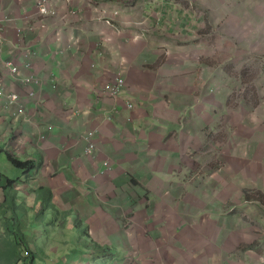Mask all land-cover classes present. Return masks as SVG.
Returning <instances> with one entry per match:
<instances>
[{
	"label": "crops",
	"instance_id": "crops-1",
	"mask_svg": "<svg viewBox=\"0 0 264 264\" xmlns=\"http://www.w3.org/2000/svg\"><path fill=\"white\" fill-rule=\"evenodd\" d=\"M37 1L0 0V225L25 240L26 261L264 264L259 218L241 213L244 189L264 194V166L239 153L243 123L227 120L228 95L198 57L205 25L165 0H48V14ZM10 63L39 83L17 81Z\"/></svg>",
	"mask_w": 264,
	"mask_h": 264
},
{
	"label": "rangeland",
	"instance_id": "rangeland-1",
	"mask_svg": "<svg viewBox=\"0 0 264 264\" xmlns=\"http://www.w3.org/2000/svg\"><path fill=\"white\" fill-rule=\"evenodd\" d=\"M165 1L171 2L173 6H181V10L185 11L187 16L197 20L195 24L205 25L202 28H197L196 31L195 46L196 49L200 50L198 57L202 59L206 55V63L212 67L213 76L220 78L215 82H218L220 90L224 88L225 93L228 95L226 98V105L229 107L227 120L233 124L236 122L243 123L242 150L239 153L248 159L247 164L249 166L250 164L264 166V161H262L264 160V113L257 114L258 110L252 111L251 109V107L257 108V105H260L261 108L264 107V33H260L264 31V28L261 26V31L258 25L264 24V0ZM47 2L48 0L37 1L36 6L39 13L48 14L51 12L46 6ZM42 6L46 8V12L41 11ZM204 35L206 38L205 44H203V41H199ZM257 38H259L262 47L258 52L244 45L247 41L250 45L253 44ZM166 43L168 42L166 41ZM203 49L206 53H202ZM36 83H39V79L34 76V80L26 83V85H35ZM257 89L260 90L259 94H257ZM212 91H214V85ZM30 94L31 96L37 95L36 90L33 89ZM5 95L4 93L2 96ZM8 95L6 98L9 105L18 104V115L26 114V106L21 102V96L12 101L8 98ZM242 100L244 110L235 112L236 108H240ZM230 107H233V110H230ZM22 109L23 112H21ZM239 113L241 114L240 117L237 115ZM223 119L224 117L219 118L218 122L223 123ZM222 129L225 128L222 127ZM210 138L213 142V140H216V135L211 134ZM222 148H224V145H222ZM251 153H253V156L250 155ZM250 158L256 161L253 162ZM240 172L241 170L235 174V170L232 168L228 170L227 175L233 180ZM246 176H248L246 179L251 180L250 170L246 171ZM261 180L264 183V177ZM254 181H257V179H254ZM230 188V185H228V194L233 197L234 194H231ZM242 195L246 198L247 204L242 206L241 213L244 214V218L258 216V226L261 233L264 230V194L246 188ZM255 200L257 203H255ZM251 201L253 202L250 203ZM252 206L257 211H254L253 208V213L248 211ZM258 243L261 244L262 242ZM14 248L15 252H13L11 260L8 261L7 255ZM22 248L24 246L21 247V250L18 249L14 239L8 233L3 232L0 225V264H4L3 260L7 264H25V255L22 253L26 247ZM259 250L261 253L263 251L262 247L259 246ZM18 259L21 260H19L20 263L17 262Z\"/></svg>",
	"mask_w": 264,
	"mask_h": 264
},
{
	"label": "built area",
	"instance_id": "built-area-1",
	"mask_svg": "<svg viewBox=\"0 0 264 264\" xmlns=\"http://www.w3.org/2000/svg\"><path fill=\"white\" fill-rule=\"evenodd\" d=\"M41 11L46 12V8L44 6L41 7ZM11 71L13 73L14 78L18 81L20 80L23 84L30 83L34 80V76L29 75V76H21L20 75V68L17 65L11 64ZM125 86V80L121 75L116 76L112 81L107 82L104 85V90L105 92L111 96V97H117L122 90L124 89ZM5 91L3 87H0V96L4 95ZM34 95V94H33ZM20 94L16 92H11L8 95V98L11 99L12 101H15L19 98ZM129 107H132V104H129ZM24 110L22 109L21 112ZM85 138L88 141V145L86 148V152L89 155H93L94 157H97V143H96V136H97V131L96 130H88L85 133ZM103 166L105 168H109L108 161H103L102 162Z\"/></svg>",
	"mask_w": 264,
	"mask_h": 264
},
{
	"label": "trees",
	"instance_id": "trees-1",
	"mask_svg": "<svg viewBox=\"0 0 264 264\" xmlns=\"http://www.w3.org/2000/svg\"><path fill=\"white\" fill-rule=\"evenodd\" d=\"M14 160V159H13ZM14 162L18 165V166H20V167H27V168H29V167H31V165H32V163L30 162V161H20V160H14ZM7 233L9 234V236L12 238V239H14V241H15V244L16 245H18V249L19 250H21V247L22 246H24V248L26 247V245H25V240L22 238V236L16 231V230H14V232H12L11 231V234H10V230H8L7 231ZM23 249V248H22ZM13 252H15V248L14 249H12L11 251H9V253H8V261H10L11 260V256H12V254H13ZM23 255H24V252L22 253ZM26 256H25V259H24V263L25 264H29L30 263V261L29 262H27L26 261ZM19 260L20 259H18L17 260V262H19ZM21 261V260H20ZM26 261V262H25ZM4 264H7V262L6 261H2ZM20 263V262H19Z\"/></svg>",
	"mask_w": 264,
	"mask_h": 264
}]
</instances>
